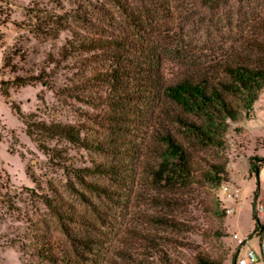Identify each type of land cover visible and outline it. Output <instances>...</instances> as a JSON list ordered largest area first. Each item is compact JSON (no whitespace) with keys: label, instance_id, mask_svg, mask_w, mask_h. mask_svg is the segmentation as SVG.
I'll use <instances>...</instances> for the list:
<instances>
[{"label":"rangeland","instance_id":"obj_1","mask_svg":"<svg viewBox=\"0 0 264 264\" xmlns=\"http://www.w3.org/2000/svg\"><path fill=\"white\" fill-rule=\"evenodd\" d=\"M57 1L60 3L0 0V81L14 79L3 70L4 51L12 56L18 75L25 76L38 74L42 66H48L49 54L57 56L69 34L61 32L57 38L42 35L38 27L50 26L51 16H62L82 32L89 26L79 18L101 26L109 34L141 40L155 51L168 79L234 52H253L252 39L264 41L258 25L264 17V0H126L133 17L109 0ZM66 64L46 68L56 86L70 84L81 74ZM11 103L23 114H35L47 122H85L96 127L94 137L110 133L83 116L85 112L101 114L103 108L95 110L73 99L60 100L53 90L40 84L11 89L7 102L0 96V264H46L20 249L28 245L33 229L46 231L65 244L79 264H195L197 249L224 264H236L239 255L253 249L258 264H263L252 212L255 206L264 205V167L258 177H250L249 158L264 159V93L249 119L230 123L225 151L197 150L209 163H226L228 195L207 184L175 191L152 186L145 172L152 164L146 152L150 144L147 129L125 136L138 144L134 149L140 152L125 158L126 169L133 171L129 172V181L86 177V181L108 192L88 189L38 150L11 111ZM63 146L67 148V159L61 161L65 167L110 162L101 154ZM48 184L82 217L79 223L66 222L73 234L92 242L90 250L74 243L82 256L73 252L72 242L37 197L46 193ZM215 206L224 211V217L214 212ZM228 208L234 212L228 214ZM257 219L263 225L264 212ZM234 234L245 241L243 246L237 244Z\"/></svg>","mask_w":264,"mask_h":264},{"label":"trees","instance_id":"obj_2","mask_svg":"<svg viewBox=\"0 0 264 264\" xmlns=\"http://www.w3.org/2000/svg\"><path fill=\"white\" fill-rule=\"evenodd\" d=\"M109 1L130 15L126 0ZM79 20L87 24L89 30L82 32L72 27L62 16H51L50 26L38 27L44 36L57 38L61 32L69 34L57 56L49 54L48 66H42L38 74L18 75L19 69L12 56L4 51L3 70H8L14 79L0 81V96L7 102L11 89L40 84L53 90L60 100L73 99L95 110L103 108L101 114L85 112L83 116L110 133L103 138L94 137L96 127L85 122H47L37 119L35 114H23L19 106L11 103V111L38 150L54 166L68 170L81 185L107 193L105 188L89 183L85 178L104 176L118 183L129 181V172L133 171L126 169L125 158L140 152L134 149L138 144L125 136L131 131L147 129L150 144L146 145V152L152 164H148L145 172L152 186L175 191L196 184L218 189L227 183L226 163H209L198 155L197 150L225 151V136L230 123H240L252 116L255 104L264 93V41L252 39L253 52H234L168 79L160 68L155 51L141 40L124 34H109L85 18ZM258 25L264 33V17ZM61 63H67L68 68L79 70L81 74L70 84L56 86L48 77L46 68L60 66ZM54 142L55 145L51 146ZM63 145L101 154L110 162L95 163L91 167H65L61 164L67 159V148ZM198 160L203 161L206 167ZM249 166V176L255 174L258 177L264 167V159L252 156ZM48 185L47 194L37 197L72 242L73 252L82 256L74 243L90 250L92 242L73 234L66 224L68 221L79 223L82 217L53 186ZM213 210L217 215L225 216L218 206ZM252 218L255 221L253 232L260 239L264 258V227L254 211ZM30 234L28 245L20 247L30 257L46 264H79L65 244L50 233L33 229ZM194 251L195 264H224L204 251Z\"/></svg>","mask_w":264,"mask_h":264},{"label":"built area","instance_id":"obj_3","mask_svg":"<svg viewBox=\"0 0 264 264\" xmlns=\"http://www.w3.org/2000/svg\"><path fill=\"white\" fill-rule=\"evenodd\" d=\"M220 190L223 192L224 195H228L230 193L228 184H223L220 187ZM237 196H238V194L234 193V197H237ZM226 212L228 214H231V213L234 212V209L233 208H228V209H226ZM263 212H264V205L255 206V214H256L257 218L259 216H261L263 214ZM263 227H264V224H263ZM233 238L237 242L238 245H240V246L244 245L245 241L240 239L237 234H234ZM258 263H259V257H258V255L256 254V252L253 249H248L244 256L239 255L237 257V259H236V264H258ZM262 263L264 264V258H263V262Z\"/></svg>","mask_w":264,"mask_h":264},{"label":"crops","instance_id":"obj_4","mask_svg":"<svg viewBox=\"0 0 264 264\" xmlns=\"http://www.w3.org/2000/svg\"><path fill=\"white\" fill-rule=\"evenodd\" d=\"M260 99V98H259Z\"/></svg>","mask_w":264,"mask_h":264}]
</instances>
